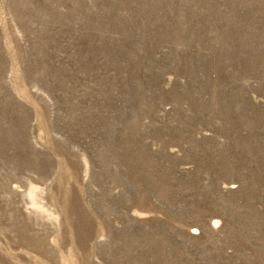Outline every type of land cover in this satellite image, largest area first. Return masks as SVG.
<instances>
[{"label":"rangeland","instance_id":"1","mask_svg":"<svg viewBox=\"0 0 264 264\" xmlns=\"http://www.w3.org/2000/svg\"><path fill=\"white\" fill-rule=\"evenodd\" d=\"M0 264H264V0H0Z\"/></svg>","mask_w":264,"mask_h":264}]
</instances>
